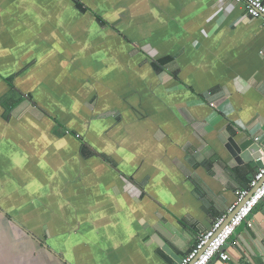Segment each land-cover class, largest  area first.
<instances>
[{
	"label": "crops",
	"instance_id": "obj_1",
	"mask_svg": "<svg viewBox=\"0 0 264 264\" xmlns=\"http://www.w3.org/2000/svg\"><path fill=\"white\" fill-rule=\"evenodd\" d=\"M257 140L264 25L243 6L0 0V264H176ZM224 253L264 264V201Z\"/></svg>",
	"mask_w": 264,
	"mask_h": 264
},
{
	"label": "built area",
	"instance_id": "obj_2",
	"mask_svg": "<svg viewBox=\"0 0 264 264\" xmlns=\"http://www.w3.org/2000/svg\"><path fill=\"white\" fill-rule=\"evenodd\" d=\"M244 7L247 15L259 19L264 25L263 0H230ZM264 164V156L259 159ZM253 192L252 195H250ZM264 201V166L251 178L247 187L239 190L236 201L215 220L212 228L198 237L196 246L180 264H210L216 256L228 260L224 249L237 229ZM233 216L231 219L230 217Z\"/></svg>",
	"mask_w": 264,
	"mask_h": 264
},
{
	"label": "water",
	"instance_id": "obj_3",
	"mask_svg": "<svg viewBox=\"0 0 264 264\" xmlns=\"http://www.w3.org/2000/svg\"><path fill=\"white\" fill-rule=\"evenodd\" d=\"M262 148H264V140L263 141H255V143H253L251 146H249L248 149H246L242 155L243 159L245 161H256L257 165L262 168L264 166L263 162L260 161L259 159L262 158L264 156V152H262ZM253 192L250 194L252 195ZM233 216L230 217V219ZM158 244L164 249L165 252H167L168 254H171V249L168 247V245L162 241L161 239H159V237L156 238ZM181 259H178V261H176V264H180L181 263Z\"/></svg>",
	"mask_w": 264,
	"mask_h": 264
}]
</instances>
